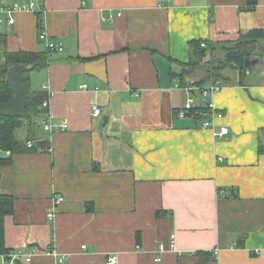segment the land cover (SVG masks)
<instances>
[{
	"label": "crops",
	"instance_id": "0c3cea01",
	"mask_svg": "<svg viewBox=\"0 0 264 264\" xmlns=\"http://www.w3.org/2000/svg\"><path fill=\"white\" fill-rule=\"evenodd\" d=\"M248 1L40 0L12 24L0 11V54L48 58L28 66L30 89L48 94L38 149H0L11 157L0 192L14 199L5 247L30 256L16 264H106L111 254L115 264H264V57L244 72L221 68L223 87L206 97L199 88L216 77L189 70L215 51L198 57L192 40L220 46L264 29V0ZM189 96L198 116H175ZM208 104L223 117L205 127Z\"/></svg>",
	"mask_w": 264,
	"mask_h": 264
},
{
	"label": "trees",
	"instance_id": "16d2710c",
	"mask_svg": "<svg viewBox=\"0 0 264 264\" xmlns=\"http://www.w3.org/2000/svg\"><path fill=\"white\" fill-rule=\"evenodd\" d=\"M248 4L253 6L255 0H249ZM202 40L203 39H196L190 42L194 49V53L198 57H203L207 49L214 51L219 47L212 45L207 40H205L207 46L200 47V42ZM220 48H223L222 50L224 51L225 59H223V61L228 62L232 67L244 72L246 70L244 65L245 58L252 59L256 56L264 57V29H252L245 33H240L236 40L230 41L228 44H220ZM0 57L3 58V61L0 62V102L9 100L13 95L12 89L5 81L6 71L9 66L13 64H24L36 69L43 67L48 60L46 54L43 52L17 51L10 53L5 51L0 54ZM223 67L224 65L219 66L214 75L208 76L207 79L212 76L218 78V71ZM19 80L27 90L29 96V103L25 107V115L23 117H7L0 115V149L3 151L10 150L11 153L28 152L33 149H38L32 139L33 128L37 124V118L41 116L44 119V113L47 111L42 105L43 102L48 99V94L43 90L30 89L29 70L19 73ZM198 113V111L194 112V110H192L190 115L193 114V116H198ZM21 124L26 126V143H24V140H18L15 137V129ZM28 141H31L33 144L28 146ZM10 161L11 157H0V163H8ZM13 201L14 199L11 194L0 192V254H5L9 251L5 247L4 242V218L12 214ZM19 262L20 261L17 263Z\"/></svg>",
	"mask_w": 264,
	"mask_h": 264
},
{
	"label": "built area",
	"instance_id": "2783aa9c",
	"mask_svg": "<svg viewBox=\"0 0 264 264\" xmlns=\"http://www.w3.org/2000/svg\"><path fill=\"white\" fill-rule=\"evenodd\" d=\"M40 1V0H29L28 3L26 4H19V3H14L12 5H2L0 6V11L4 12L7 16H8V20L7 23L8 24H12L14 22V13L18 10L21 9H32L35 4ZM39 38L40 39H45V33L44 31L39 32ZM207 46V42L205 40H202L200 42V47H205ZM46 47L49 50H53V51H62L63 50V44L61 41H52V40H47L46 42ZM83 87H85V85H83ZM223 87V83L221 82L220 79L217 78H211L210 81H208V83H206L203 87L199 88V91L201 93V95H203L204 97L208 96L209 94L219 90L220 88ZM208 108L212 111L210 113V117L209 118H205L202 121V126L205 127H209L211 125L212 120L214 119V117L217 118H221L223 117V113L222 112H214L213 111V106L212 104H208ZM194 110V105H193V97L189 96L185 103L181 106L178 107L174 110V114L177 117H185L187 115L190 114V112ZM101 113V108L98 105H93L91 108V115L93 117H98ZM43 126L46 128H51L52 125L48 123L47 120L42 122ZM65 125L62 124L61 128H64ZM228 133V129L226 126H222L220 128V131L217 135H226ZM33 143L31 141L27 142L28 146H31ZM7 153H10V150H6ZM62 200V197L60 195H55L54 199H53V206L56 205L57 203H59ZM54 214L53 210H50L47 213V217L50 219L52 218ZM171 241H170V247L174 248V242H173V237L174 235L171 234ZM136 248H138V246L136 245ZM159 248H162V244L159 245ZM215 252V251H214ZM1 257L5 258V263L4 264H16V262L18 260L24 259L25 261H29L30 256L27 254H23L21 251H15L13 253L10 254H0ZM156 261L160 260V257H156L155 258ZM117 261V256L114 254H111L110 256L107 257L106 260V264H115ZM60 262H64V259H60Z\"/></svg>",
	"mask_w": 264,
	"mask_h": 264
},
{
	"label": "water",
	"instance_id": "95a60500",
	"mask_svg": "<svg viewBox=\"0 0 264 264\" xmlns=\"http://www.w3.org/2000/svg\"><path fill=\"white\" fill-rule=\"evenodd\" d=\"M257 59L245 58L244 65L246 68L255 64ZM24 64H13L7 68L5 81L13 91V95L9 100L0 102V115L7 117H23L25 115V107L29 103L27 90L19 80V73L29 70ZM40 145V141L36 142Z\"/></svg>",
	"mask_w": 264,
	"mask_h": 264
},
{
	"label": "rangeland",
	"instance_id": "374dc122",
	"mask_svg": "<svg viewBox=\"0 0 264 264\" xmlns=\"http://www.w3.org/2000/svg\"><path fill=\"white\" fill-rule=\"evenodd\" d=\"M228 46H230V45H228ZM222 49L223 48H220V46L218 48H216L215 51L213 52V56L210 59H207L205 61H203V60H191V62L189 64L190 72L192 71L195 76L198 75L201 77H203V76L208 77V76L214 75L215 71L218 70L219 66L228 65L231 67V65L228 62L223 61V59H225V57H224V51ZM194 62L198 65V67L195 66ZM37 126H39V127L35 126V128H36L35 132H36V130H40V128H41L40 124ZM25 134H26V126L25 125L21 124L15 129V137L18 139H23L24 142L26 141Z\"/></svg>",
	"mask_w": 264,
	"mask_h": 264
}]
</instances>
